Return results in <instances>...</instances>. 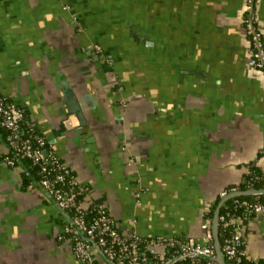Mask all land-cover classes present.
<instances>
[{"label": "crops", "instance_id": "crops-1", "mask_svg": "<svg viewBox=\"0 0 264 264\" xmlns=\"http://www.w3.org/2000/svg\"><path fill=\"white\" fill-rule=\"evenodd\" d=\"M244 5L0 0V91L70 167L83 206L107 207L123 235L201 238L221 194L264 172V72L247 61ZM256 12L264 36V0ZM6 152L0 133V264H88L29 165H6ZM245 240L264 260V214Z\"/></svg>", "mask_w": 264, "mask_h": 264}, {"label": "built area", "instance_id": "built-area-1", "mask_svg": "<svg viewBox=\"0 0 264 264\" xmlns=\"http://www.w3.org/2000/svg\"><path fill=\"white\" fill-rule=\"evenodd\" d=\"M257 0H245L243 30L248 42L247 53H250L251 64L264 70V36L258 26L256 12ZM0 128L6 130L5 144L7 152L3 161L8 166H17V161L28 158L33 164L40 166L39 185L43 192L58 206L65 216L61 239L69 240L75 257L85 263L93 264H172L174 260L191 259L190 264H220L217 261L211 219L207 216L202 224L205 235L193 237L143 238L136 234L124 236L107 207L94 205L98 215L87 220L88 208L81 204L84 190L81 184L71 175V169L60 161L59 156L46 149V139L37 132L25 110L19 104L0 91ZM68 184V188L58 185ZM237 189H232L235 191ZM225 190L221 197L226 196ZM242 206L250 213L264 214V201L250 202L235 200V207ZM76 210L75 214L72 211ZM218 221L224 228L233 227L231 236L222 246L223 256L230 264H244L247 256L245 225L242 217L230 212L219 214ZM151 246H165V251H151ZM176 254L169 258L167 252ZM102 257V260H100ZM180 264H186L181 262Z\"/></svg>", "mask_w": 264, "mask_h": 264}, {"label": "trees", "instance_id": "trees-1", "mask_svg": "<svg viewBox=\"0 0 264 264\" xmlns=\"http://www.w3.org/2000/svg\"><path fill=\"white\" fill-rule=\"evenodd\" d=\"M25 114H26L27 119L31 123H33L30 120V118L28 117L26 111H25ZM35 127H36L37 132L40 133V131L38 130L36 125H35ZM0 133L3 134V136L5 138L6 130L0 128ZM46 149L49 152L53 151L50 148V145L48 144L47 140H46ZM19 161H17V164H18ZM21 161H24V162H26L29 165L31 175H33L34 179L39 183V180L42 177V174H40V172H39L40 171V166L37 165V164H33L32 161L30 159H28V158H23V159H21ZM60 161L64 163V161H62L61 159H60ZM71 175L74 176L72 171H71ZM29 178H30V175H28V179ZM58 186L68 188L69 185L68 184H65V185L63 184V185H58ZM262 188H264V172H262L259 169H256V168L253 167L250 170V172L248 173L247 178H246V180L243 183H241L239 186L230 187L229 189H230V192H232V189L247 190V189H262ZM83 190H84V194L81 196V204H83L82 202H83V198L85 196V189L83 188ZM221 198L222 197H219L215 201L214 205L211 206L210 210L207 212V216L211 219V223H212V220H213V217H214L215 209H216L217 205L219 204ZM235 200H249L250 202L264 201V194H260V195H244V196L232 197V198L228 199L227 201H225L224 204L222 205L221 210H220V215H222L224 213H227V212H230V213L235 214V215H240L242 217V223L245 225V228H247V223L250 220V218H252L253 216H255L257 214L250 213L248 210H246V208H244L242 206L235 207ZM76 212H77L76 210H73L72 214H75ZM97 215H98V210L94 208V205L90 206L88 208V213L86 215L87 220L91 221ZM232 230H233L232 226H230L228 228H224L223 225H222V222L218 221V232H219V240H220V244H221V251H222V246H224L227 238L231 236ZM177 238H179V237H176L175 239H177ZM245 247H246V243L241 246V248H245ZM172 251L173 250H169L167 252V256L169 258H171L172 256L175 258V256H176V254H174ZM222 254H223V252H222ZM223 258H224L226 264H230L226 257L223 256ZM181 262H184L186 264H190L191 263V259L188 258V259H180V260H177V261L174 260V261H172V264H180ZM243 263L244 264H264V260L254 261V260L249 259L247 256H244ZM93 264H100V263L98 261H95Z\"/></svg>", "mask_w": 264, "mask_h": 264}, {"label": "water", "instance_id": "water-1", "mask_svg": "<svg viewBox=\"0 0 264 264\" xmlns=\"http://www.w3.org/2000/svg\"><path fill=\"white\" fill-rule=\"evenodd\" d=\"M66 95L73 100V92L72 91H67ZM264 194V188L262 189H247V190H235L232 192H229L226 196L222 197L219 204L217 205L215 212H214V217L212 220V230H213V235H214V242H215V248L217 252V261L220 264H226L223 254L221 251V244L219 240V232H218V218L220 214V210L222 205L224 204L225 201L232 197H237V196H244V195H260Z\"/></svg>", "mask_w": 264, "mask_h": 264}, {"label": "rangeland", "instance_id": "rangeland-1", "mask_svg": "<svg viewBox=\"0 0 264 264\" xmlns=\"http://www.w3.org/2000/svg\"><path fill=\"white\" fill-rule=\"evenodd\" d=\"M244 14H245V7L243 8V13H242V20H243V18H244ZM260 29V28H259ZM247 61H248V64H249V66L250 67H252V68H254V69H256V70H259V71H262V72H264V70H262V69H259V68H256V67H254L252 64H251V62H250V53H247ZM207 210H210V208L209 209H207ZM111 213V216L114 218V216H113V214H112V212H110ZM205 235V230L202 228V225H201V232H200V234L198 235L199 237H203ZM124 236H126V237H128V235H124ZM150 250L151 251H155V252H159V253H163L164 251H165V246H151L150 247ZM101 260V259H100Z\"/></svg>", "mask_w": 264, "mask_h": 264}]
</instances>
